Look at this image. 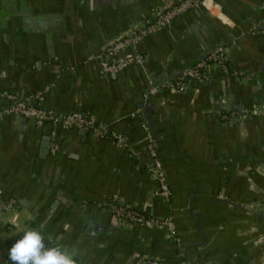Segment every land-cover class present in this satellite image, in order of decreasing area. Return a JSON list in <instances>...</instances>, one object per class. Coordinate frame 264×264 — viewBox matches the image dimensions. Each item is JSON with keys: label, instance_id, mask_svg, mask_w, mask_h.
Returning a JSON list of instances; mask_svg holds the SVG:
<instances>
[{"label": "crops", "instance_id": "1", "mask_svg": "<svg viewBox=\"0 0 264 264\" xmlns=\"http://www.w3.org/2000/svg\"><path fill=\"white\" fill-rule=\"evenodd\" d=\"M211 1L210 12L188 13L143 40V65L102 76L86 58L175 0H0V93L29 97L48 88L43 107L105 123L134 152L57 128L51 154L50 126L2 118L0 264H11V243L29 224L76 264H264V115L241 124L216 117L220 99L227 108H257L264 85L211 67L208 82L143 98L150 82L174 78L217 45L233 71L264 80V0ZM141 119L167 178L168 205L144 170ZM111 199L156 219L172 216L180 245L156 227L119 224L98 207ZM9 200L19 203L16 212L4 210Z\"/></svg>", "mask_w": 264, "mask_h": 264}, {"label": "built area", "instance_id": "2", "mask_svg": "<svg viewBox=\"0 0 264 264\" xmlns=\"http://www.w3.org/2000/svg\"><path fill=\"white\" fill-rule=\"evenodd\" d=\"M213 5L211 0H175L171 6L156 12L152 18L141 19L121 36L108 42L101 53L89 55L85 62L94 64L98 73L102 76L116 75L129 66H141L144 64L146 57L138 51V46L143 40L169 28L177 18L188 13L196 12L201 8L210 12L214 7ZM211 67L218 68L225 76H236L245 81H252L259 86L264 85V80H257L243 72L233 71L227 61L226 47L218 45L213 48L206 57L199 60L192 67L182 71L177 77L159 83L150 82V86L143 94V98L146 100L160 93L185 92L188 89L189 81L208 82L210 79ZM47 89L48 88H45L43 92L36 96L29 97H19L13 93H0V99L4 102V105L0 109V120L4 117H12L20 121L28 122L38 129L50 126L49 152L51 154L56 153L58 138L56 130L60 128L62 130L77 129L102 139H108L125 149L129 156L134 155L133 149L128 146L124 136L113 130L109 125L98 122L84 113L72 112L58 114L52 109L43 107V94ZM220 103L224 107L216 114V117L219 121L224 123L241 124L245 119L253 115H264V102L254 109L227 108V103L224 99H220ZM139 116L140 110L130 114L132 118H138ZM139 122L143 132V142L145 144L147 156V161L144 163V170L153 177L157 184V195L168 205L171 193L163 166L155 151L154 138L147 124L142 119ZM19 207L17 201L9 200L5 204L4 210L16 212ZM98 207L106 209L121 225L156 227L164 232L167 240L172 241L177 246L180 245L175 222L170 215L156 219L151 217L148 213L113 199L98 204ZM36 230L40 231L38 227ZM25 231L26 229L21 234L15 236L13 239L14 243L23 236ZM44 243L46 247L49 248L54 245L45 238ZM180 255L182 254L180 253ZM143 264L170 263L161 259L149 258L146 259ZM176 264H187V262L183 259Z\"/></svg>", "mask_w": 264, "mask_h": 264}, {"label": "clouds", "instance_id": "3", "mask_svg": "<svg viewBox=\"0 0 264 264\" xmlns=\"http://www.w3.org/2000/svg\"><path fill=\"white\" fill-rule=\"evenodd\" d=\"M8 259L11 264H76L74 255L59 247H46L44 235L28 229L10 247Z\"/></svg>", "mask_w": 264, "mask_h": 264}, {"label": "trees", "instance_id": "4", "mask_svg": "<svg viewBox=\"0 0 264 264\" xmlns=\"http://www.w3.org/2000/svg\"><path fill=\"white\" fill-rule=\"evenodd\" d=\"M28 229H37V226H36V224H29L28 226H27V228H26V230H28ZM12 245L14 244V241H12V243H11ZM52 247H55L54 245H52Z\"/></svg>", "mask_w": 264, "mask_h": 264}, {"label": "water", "instance_id": "5", "mask_svg": "<svg viewBox=\"0 0 264 264\" xmlns=\"http://www.w3.org/2000/svg\"><path fill=\"white\" fill-rule=\"evenodd\" d=\"M217 46H218V45H217ZM215 47H216V46H215ZM215 47H214V48H215ZM212 49H213V48H212ZM212 49H211V50H212ZM211 50H210V51H211ZM207 54H208V53H207ZM207 54H206L205 56H203V58L206 57ZM203 58H202V59H203ZM200 60H201V59H200ZM198 61H199V60H198ZM198 61H197V62H198ZM197 62H196V63H197ZM196 63H194L193 65H195ZM193 65H192V66H193ZM192 66H190V67H192ZM190 67H188V68H190ZM188 68H186V69H188ZM186 69H185V70H186ZM179 74H180V73H179ZM179 74H178V75H179ZM178 75H176L175 77H177ZM169 79H171V78H169ZM169 79H167V80H169ZM48 141H49V140H48ZM57 197H60V196H57ZM185 260H186V259H185ZM186 262H187V260H186ZM187 264H189V263L187 262Z\"/></svg>", "mask_w": 264, "mask_h": 264}]
</instances>
